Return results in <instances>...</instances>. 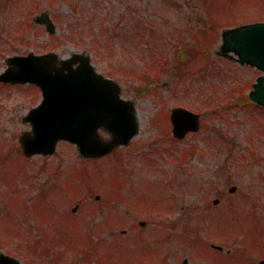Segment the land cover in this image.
I'll return each instance as SVG.
<instances>
[{"label":"rangeland","instance_id":"rangeland-1","mask_svg":"<svg viewBox=\"0 0 264 264\" xmlns=\"http://www.w3.org/2000/svg\"><path fill=\"white\" fill-rule=\"evenodd\" d=\"M42 12L54 34L34 21ZM258 20L264 0H0V74L8 56L88 51L137 101L141 124L130 146L99 160L67 142L53 156L26 158L22 115L42 94L32 83H0V251L24 264H260L264 107L237 101L261 71L221 49L222 31ZM217 22L219 37L182 62L176 46L216 32ZM177 106L202 122L180 142L169 129ZM43 227L77 244L63 259L34 251Z\"/></svg>","mask_w":264,"mask_h":264},{"label":"water","instance_id":"water-1","mask_svg":"<svg viewBox=\"0 0 264 264\" xmlns=\"http://www.w3.org/2000/svg\"><path fill=\"white\" fill-rule=\"evenodd\" d=\"M51 32L55 24L47 15L38 16ZM222 50L237 55L241 64L262 71L250 91V98L264 106V21L243 24L223 34ZM15 66L0 75V80L34 82L43 92L42 103L28 119L33 130L22 137L26 155L53 154L60 140L75 143L84 158L102 157L121 144H128L139 131L135 101L124 99L120 85L100 74L89 53H74L59 59L56 53L16 56ZM78 65L75 67V64ZM174 133L183 138L200 127V114L178 107L172 111ZM103 128L111 133L106 139ZM234 189V188H233ZM76 209V208H75ZM0 264H21L20 260L0 253Z\"/></svg>","mask_w":264,"mask_h":264},{"label":"trees","instance_id":"trees-1","mask_svg":"<svg viewBox=\"0 0 264 264\" xmlns=\"http://www.w3.org/2000/svg\"><path fill=\"white\" fill-rule=\"evenodd\" d=\"M217 38L219 37L218 33L216 35H214V37ZM211 42V36L209 33L204 34L200 40H196L194 43H188V44H184L181 47H178V55L179 58H182V62L183 60H185L186 57L193 58L198 54V57L200 56V53H202V48H207V44L206 43H210ZM197 43H203L202 46H198L196 45ZM149 87H153L154 84L153 83H149L148 84ZM249 104L251 105L252 102L250 101L249 97L245 94V92L242 94V96L240 97V99L237 101V105H246Z\"/></svg>","mask_w":264,"mask_h":264}]
</instances>
